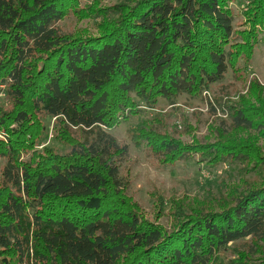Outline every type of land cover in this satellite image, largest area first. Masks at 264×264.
<instances>
[{
    "label": "trees",
    "instance_id": "1",
    "mask_svg": "<svg viewBox=\"0 0 264 264\" xmlns=\"http://www.w3.org/2000/svg\"><path fill=\"white\" fill-rule=\"evenodd\" d=\"M230 2L0 0V264H216L247 238L259 243L250 264H264V183L219 212L176 204L163 230L131 203L120 175L129 149L110 134L142 106L198 97L250 61L264 0L247 1L241 31ZM69 14L97 20L96 34L62 33ZM226 110L220 142L183 144L155 120L131 141L164 166L195 155L211 166L262 161L264 86L251 80ZM49 132L56 149L43 146Z\"/></svg>",
    "mask_w": 264,
    "mask_h": 264
},
{
    "label": "rangeland",
    "instance_id": "2",
    "mask_svg": "<svg viewBox=\"0 0 264 264\" xmlns=\"http://www.w3.org/2000/svg\"><path fill=\"white\" fill-rule=\"evenodd\" d=\"M128 1L79 0V6L86 7L96 2L101 8H109ZM247 1L231 0L229 3L235 17L234 29L237 31L246 28L242 12ZM96 21L91 18L80 20L69 14L57 24V28L65 34L84 30L95 35ZM235 69H229L220 83L209 86L198 97L182 96L174 105L159 100L152 108L142 106L140 114L128 118L110 131L119 145H126L129 149L128 157L120 167V175L127 183L131 203L137 205L143 218L163 230H169L173 225L176 204L189 205L183 206L186 212L194 206L219 212L224 206L234 205L251 187L264 183V139L257 142V157L262 161L257 159L255 163H233L225 160L213 166L196 155L190 161L164 166L155 155L135 147L131 141L139 125L155 120L158 121L160 128L157 130L160 133L171 135L183 144L220 142L219 133L230 130L226 106L246 94L251 80L264 86V33L258 37L250 61L240 59ZM209 101L215 108V114L210 111L207 104ZM4 102L5 97L0 93V104ZM48 122L51 131L53 121ZM53 143L49 132L43 146L55 148ZM3 166L4 161L0 159V173ZM258 245L250 238L231 243L217 253L215 263L232 264L243 259L250 264L256 259L255 250L259 249Z\"/></svg>",
    "mask_w": 264,
    "mask_h": 264
}]
</instances>
